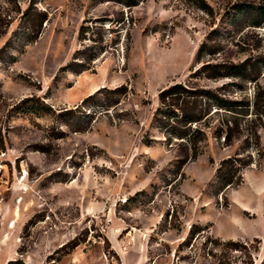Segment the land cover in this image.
I'll list each match as a JSON object with an SVG mask.
<instances>
[{
  "label": "rangeland",
  "instance_id": "374dc122",
  "mask_svg": "<svg viewBox=\"0 0 264 264\" xmlns=\"http://www.w3.org/2000/svg\"><path fill=\"white\" fill-rule=\"evenodd\" d=\"M131 4L0 0V264H264V128L252 108L213 114L200 144L149 129L174 84H240L224 96L252 105L264 91V22L250 11L264 0ZM29 6L46 14L32 42L20 21ZM244 61L263 66L254 82L197 75ZM121 86L109 110L80 107ZM221 121L230 144L213 136ZM247 135L252 165L218 192L219 163Z\"/></svg>",
  "mask_w": 264,
  "mask_h": 264
},
{
  "label": "trees",
  "instance_id": "16d2710c",
  "mask_svg": "<svg viewBox=\"0 0 264 264\" xmlns=\"http://www.w3.org/2000/svg\"><path fill=\"white\" fill-rule=\"evenodd\" d=\"M116 1L127 6H134V4H131L134 3V0ZM244 13H247L244 9L237 10V14ZM250 13L253 15L257 14L261 17L262 22H264L263 7H255ZM45 20L46 14L36 10L33 6H29L22 12L20 21L28 32L27 38L29 42L35 41L38 38ZM251 24L258 26L260 22H252ZM95 55L97 54H94L92 57ZM202 55V49H199L197 59H201ZM262 67L257 63H250L249 61H244L239 64H206L202 66L197 75H200V78L203 77L213 81L231 79L241 82H254ZM227 86L240 87V84L230 83L214 90L193 88L184 84H174L165 88L157 96L159 105L153 113L149 129L160 133L164 141L168 143L178 140L184 144H200L205 140L202 126L208 127L206 126L207 121L213 114L219 113L220 111L229 114H241L238 111L245 109L248 111L250 108H252L255 121H258L260 127L264 128V91L257 87V90L254 91L253 103L250 105L249 103L243 104L242 102L227 99L223 93ZM102 93L107 95L103 102H93L95 96ZM126 94L127 88L125 86L112 90L100 89L86 97L81 102L80 107H89L94 113L98 109L109 110L111 107L117 105L120 98ZM231 132L232 125L227 121H221L215 128L213 136L216 140H220L223 137L224 144H230ZM252 135H255V133ZM152 141L154 140H148L146 137L143 143L151 144ZM250 141L251 136L247 135L241 142L242 145L231 156L223 159L219 163L215 172L218 192H223L241 183L243 170L253 163V156L249 153L251 148L249 144H252ZM195 157L196 155H194ZM198 231H202L201 227L193 226L191 234ZM212 243L232 250H237L236 247L239 246V244L232 241L220 242L218 240H212ZM66 246L65 244L62 248H66ZM76 246L77 244L74 245V247ZM12 263L16 262H9L8 264Z\"/></svg>",
  "mask_w": 264,
  "mask_h": 264
}]
</instances>
